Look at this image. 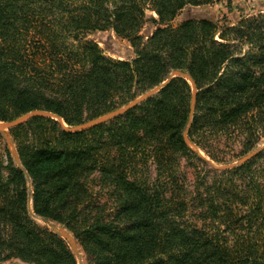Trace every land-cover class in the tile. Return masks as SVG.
Wrapping results in <instances>:
<instances>
[{
    "label": "trees",
    "instance_id": "trees-1",
    "mask_svg": "<svg viewBox=\"0 0 264 264\" xmlns=\"http://www.w3.org/2000/svg\"><path fill=\"white\" fill-rule=\"evenodd\" d=\"M213 0H0V122L31 111L67 128L107 114L179 71L113 120L67 132L51 118L12 129L25 175L0 160V264H264V150L229 169L210 152L264 138V14L219 26L170 23ZM157 28L140 34L146 11ZM112 32L133 57L113 59L86 37ZM202 150L208 157L200 156ZM6 156V155H5ZM187 170H191L189 181Z\"/></svg>",
    "mask_w": 264,
    "mask_h": 264
},
{
    "label": "rangeland",
    "instance_id": "rangeland-1",
    "mask_svg": "<svg viewBox=\"0 0 264 264\" xmlns=\"http://www.w3.org/2000/svg\"><path fill=\"white\" fill-rule=\"evenodd\" d=\"M145 14H146L147 20L145 24L142 26V29L140 32L144 40L148 36H150L151 33L157 28V24L152 22V19H156V15L154 14V12L147 10ZM257 14H264V0H213V2L209 5H204V6H199V7H190V8L184 9L170 23V25L173 27H176L180 23L186 20H189V19L211 17L214 21L218 23L219 26L226 25V24L234 26L237 24V22L240 21L241 18L250 17L252 15H257ZM86 39L95 42L99 46V48L102 50L103 54L107 57H111L113 59H119V60L129 59L133 57L132 49L130 48L129 43L125 40L118 38L112 32L92 33L88 35ZM61 125L66 126L62 121H61ZM216 144H217L216 147L214 146L213 148H211L210 152L214 154L215 156H217L220 160H222L220 164L210 162L208 157L204 154L202 150H199L198 152L200 156L203 157L206 161H209L210 164L215 165V166H225V165L236 163L243 156L247 155L248 153L254 151L257 148L262 147L264 145V138H262L261 141H259L256 144L254 149H252L251 151L243 155H242V148H241L242 146L238 140L221 139L220 142ZM7 156L12 161V158L9 153V148L6 146L3 138L0 136V160L2 161V163H4V166L6 165ZM186 172L188 174L189 181H191L193 178L191 170H187ZM35 220L37 221L39 225L44 226V224L40 220H37V219ZM78 251L80 255L81 264H86L85 263L86 257L83 254L79 246H78ZM74 258L76 260V263L78 264L75 256Z\"/></svg>",
    "mask_w": 264,
    "mask_h": 264
},
{
    "label": "water",
    "instance_id": "water-1",
    "mask_svg": "<svg viewBox=\"0 0 264 264\" xmlns=\"http://www.w3.org/2000/svg\"><path fill=\"white\" fill-rule=\"evenodd\" d=\"M174 78H183V79L187 80V82H189V84L191 85V88H192L190 109H189V121H188V124L186 126L185 132L183 134L185 143L190 146V142L187 138V131L189 129L190 122L192 119V115H193V111H194V107H195V97H196L197 91L195 90V87H194L192 80L186 74L179 72V71L172 72L168 76V78L163 83H161L159 86L145 92L144 94H142L141 96H139L135 100L127 103L126 105L122 106L121 108H118L117 110H115L113 112L104 114V115L99 116L95 119L89 120L87 122H84L80 125H77V126H74L71 128H67L66 126H63V125H61V126L65 131L73 133V132L88 130V129H91V128L96 127L98 125L109 122L110 120H113L114 118L125 114L126 112L130 111L131 109H133L134 107H136L140 103L146 101L148 98L155 95L162 87H164L168 82H170ZM36 117L51 118V119H54L55 121H57L61 124L60 118L52 115L51 113L44 112V111H31V112L26 113V114H24V115H22L16 119L10 121V122H0V136L3 138L6 146L9 148V153H10V156L12 158L14 165L25 175V177L28 181V189H30L29 177L26 174L25 169L21 165V162H20L17 150H16V146L14 144L12 137L10 136V130L26 123L27 121H29L32 118H36ZM263 149H264V145L260 148L255 149L254 151L248 153L247 155L243 156L234 164H229V165H225V166H215V165L211 164V166L215 169H229V168H232V167H235L238 165H242L245 162L252 159L253 157H255ZM27 203H28V213L34 219L40 220L44 224V226L47 229H49L51 232H53L54 234H56V235L60 236L62 239H64L67 242L68 246L70 247L72 253L76 257L78 264H81L80 255H79V251H78V245H77L74 237L72 236V234L69 233L62 226H60L54 222H51V221L46 220V219H41V218H38L35 215H33L32 211H31L30 192L28 193ZM4 264H26V263L21 262L19 260H11V261H8Z\"/></svg>",
    "mask_w": 264,
    "mask_h": 264
}]
</instances>
